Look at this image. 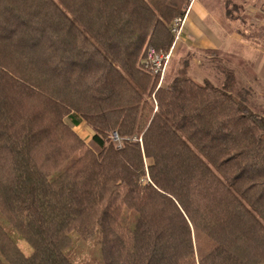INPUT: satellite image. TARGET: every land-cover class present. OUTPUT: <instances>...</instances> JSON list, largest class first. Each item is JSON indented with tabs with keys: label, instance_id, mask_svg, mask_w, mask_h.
<instances>
[{
	"label": "trees",
	"instance_id": "obj_1",
	"mask_svg": "<svg viewBox=\"0 0 264 264\" xmlns=\"http://www.w3.org/2000/svg\"><path fill=\"white\" fill-rule=\"evenodd\" d=\"M189 2L0 0V264H264V110L144 67Z\"/></svg>",
	"mask_w": 264,
	"mask_h": 264
},
{
	"label": "rangeland",
	"instance_id": "obj_2",
	"mask_svg": "<svg viewBox=\"0 0 264 264\" xmlns=\"http://www.w3.org/2000/svg\"><path fill=\"white\" fill-rule=\"evenodd\" d=\"M194 3L192 13L198 6L206 7L209 17L205 24L221 48L205 51L195 39L184 40L185 22L180 39L171 48L172 56L159 75V86L170 83L185 63L189 75L197 81L208 79L220 86L226 80L223 69L227 68L234 71L237 89L247 95L250 104L264 110V0H190L188 11ZM234 37H239L238 44ZM74 130L87 145L91 144L94 132L88 125ZM16 237L22 251L30 254V245L19 235ZM96 254L94 242L75 238L71 250L75 264H92Z\"/></svg>",
	"mask_w": 264,
	"mask_h": 264
},
{
	"label": "crops",
	"instance_id": "obj_3",
	"mask_svg": "<svg viewBox=\"0 0 264 264\" xmlns=\"http://www.w3.org/2000/svg\"><path fill=\"white\" fill-rule=\"evenodd\" d=\"M196 4L197 3H194L191 6V10L188 12L183 39H195L198 41L199 47L205 51L210 49H220L221 46L218 43V40H215L214 37L210 36L209 26L205 24L207 17H209L206 7L198 6L197 11L192 13V8H194ZM234 39V42L238 44L239 37H234Z\"/></svg>",
	"mask_w": 264,
	"mask_h": 264
},
{
	"label": "built area",
	"instance_id": "obj_4",
	"mask_svg": "<svg viewBox=\"0 0 264 264\" xmlns=\"http://www.w3.org/2000/svg\"><path fill=\"white\" fill-rule=\"evenodd\" d=\"M188 12L189 11H187L186 15ZM186 15L184 17H178L174 19L170 25L171 32L175 35L174 46L176 41H178L181 37L183 26L186 22ZM174 46L171 48H174ZM172 51L173 49H170L167 52L158 51L155 47L149 46L146 50V56L143 60L145 69L152 75L161 76L172 56Z\"/></svg>",
	"mask_w": 264,
	"mask_h": 264
}]
</instances>
